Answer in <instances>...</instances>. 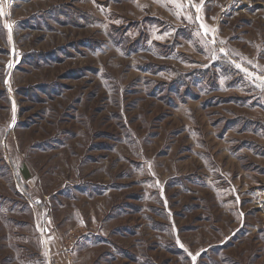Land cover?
I'll return each instance as SVG.
<instances>
[{"label": "rangeland", "instance_id": "rangeland-1", "mask_svg": "<svg viewBox=\"0 0 264 264\" xmlns=\"http://www.w3.org/2000/svg\"><path fill=\"white\" fill-rule=\"evenodd\" d=\"M0 264H264V0H0Z\"/></svg>", "mask_w": 264, "mask_h": 264}, {"label": "snow or ice", "instance_id": "snow-or-ice-1", "mask_svg": "<svg viewBox=\"0 0 264 264\" xmlns=\"http://www.w3.org/2000/svg\"><path fill=\"white\" fill-rule=\"evenodd\" d=\"M9 27H10V26H9ZM221 51H224V50L221 49ZM236 67H237V68H240L242 71L247 72V70H246V69H243V68L241 67V65H239V64H237ZM248 74H249V75H252L251 73H248ZM193 259H195V258H193Z\"/></svg>", "mask_w": 264, "mask_h": 264}]
</instances>
